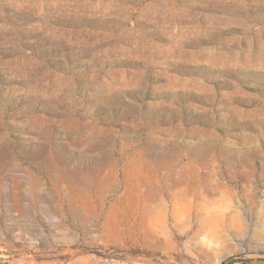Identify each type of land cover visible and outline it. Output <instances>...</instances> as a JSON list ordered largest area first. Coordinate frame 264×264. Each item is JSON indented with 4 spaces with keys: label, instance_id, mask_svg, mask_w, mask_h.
<instances>
[{
    "label": "rangeland",
    "instance_id": "374dc122",
    "mask_svg": "<svg viewBox=\"0 0 264 264\" xmlns=\"http://www.w3.org/2000/svg\"><path fill=\"white\" fill-rule=\"evenodd\" d=\"M229 258L264 264V0H0V264Z\"/></svg>",
    "mask_w": 264,
    "mask_h": 264
},
{
    "label": "bare ground",
    "instance_id": "6f19581e",
    "mask_svg": "<svg viewBox=\"0 0 264 264\" xmlns=\"http://www.w3.org/2000/svg\"><path fill=\"white\" fill-rule=\"evenodd\" d=\"M158 198V197H157ZM151 202V201H150ZM147 202H144L143 204H146ZM134 220V219H133ZM152 221H153V217H151L150 215H147V216H141V217H139L138 219H137V222H135V224H133V226H132V229H131V232H132V234H134V235H142V237H141V239L142 240H145L147 237V234H148V232H149V230H147L146 232H145V230H144V232H143V234H141V229H142V227H145V226H147V225H152ZM121 228V227H120ZM149 237L150 238H152L153 237V235H149ZM146 241V240H145ZM144 244L146 243V242H143Z\"/></svg>",
    "mask_w": 264,
    "mask_h": 264
},
{
    "label": "trees",
    "instance_id": "16d2710c",
    "mask_svg": "<svg viewBox=\"0 0 264 264\" xmlns=\"http://www.w3.org/2000/svg\"><path fill=\"white\" fill-rule=\"evenodd\" d=\"M243 262H245V260H243V259H238V260H236V261H233L232 263H243Z\"/></svg>",
    "mask_w": 264,
    "mask_h": 264
},
{
    "label": "water",
    "instance_id": "95a60500",
    "mask_svg": "<svg viewBox=\"0 0 264 264\" xmlns=\"http://www.w3.org/2000/svg\"><path fill=\"white\" fill-rule=\"evenodd\" d=\"M233 259L232 258H229L227 259L223 264H228L229 262H231Z\"/></svg>",
    "mask_w": 264,
    "mask_h": 264
}]
</instances>
